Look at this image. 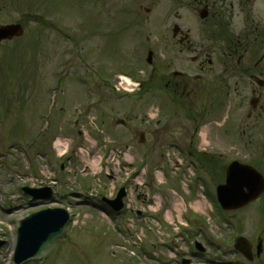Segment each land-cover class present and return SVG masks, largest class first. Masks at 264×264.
<instances>
[{
    "label": "rangeland",
    "instance_id": "374dc122",
    "mask_svg": "<svg viewBox=\"0 0 264 264\" xmlns=\"http://www.w3.org/2000/svg\"><path fill=\"white\" fill-rule=\"evenodd\" d=\"M169 9L167 0H0V26L20 23L24 29L18 38L0 40V203L13 200L9 211H0V239L6 241L0 250V264H14L18 220L44 207L27 205L15 190L16 184L30 180L38 185L50 179H56L59 191L67 194L63 205L70 207L73 219L67 225V237L45 258L24 264H180V257L189 255L185 252L194 240L205 244L206 258L191 256L190 264H221L222 259L246 264L234 256L232 240L238 233L252 234V224L257 226L253 233L263 235L262 210L260 214L259 209L246 210L247 215L220 213L208 196L213 195L217 181L223 180V168L231 160L259 163L256 168L264 173V110L256 114L250 136H240L239 147L231 149L235 141L226 132L235 133L229 128L232 117L238 109L244 118L249 95L242 90L237 95L239 104L237 97L223 98L218 114L207 119L213 122L201 130L202 146L214 147L207 151L211 155L206 164L208 174H200L186 152L162 150L159 145L167 137L186 142L184 108H176V118L172 112L163 118L162 109L151 98L127 97L111 89L116 77L125 74L119 68L127 73L131 67L143 66L148 73L146 50L158 46L154 37L174 21ZM256 16L262 21L263 10ZM107 30L111 33L105 35ZM196 42L201 44L199 39ZM202 44L219 46L214 39H203ZM168 46L177 48L172 40ZM183 59V54L173 58L175 69L197 70ZM218 61L213 58L212 65L206 66L207 78L221 69ZM215 82L202 83L206 85L203 106L209 107L206 97H211ZM51 104L46 131L31 143L44 126L40 114ZM157 112L161 123L167 122L165 132L155 130ZM178 121L184 126L179 128ZM141 132L143 142H139ZM57 138L70 144L60 159L53 148ZM249 139L260 141V147L242 144ZM115 149L125 151L118 176L123 175L125 164L146 166L140 178L144 186L136 189L130 179L132 212L118 215L98 199L121 183L104 174L110 151ZM176 159L181 161L180 168L175 166ZM110 166L108 162L109 170ZM187 184L188 190L194 184L195 191L201 190L199 185L203 196L187 195ZM87 186L99 194L95 196L94 189L89 197L73 193L87 190ZM138 191L148 196L143 202L144 217L136 213L140 208ZM239 214L243 215L240 222ZM185 216L191 217L189 223ZM209 249L213 253L207 256Z\"/></svg>",
    "mask_w": 264,
    "mask_h": 264
},
{
    "label": "flooded vegetation",
    "instance_id": "af4514ba",
    "mask_svg": "<svg viewBox=\"0 0 264 264\" xmlns=\"http://www.w3.org/2000/svg\"><path fill=\"white\" fill-rule=\"evenodd\" d=\"M167 2L174 21L154 37L158 46L153 47L152 69L140 75L141 79L134 94L139 99L151 98L159 110L166 104L172 105L175 118L176 108H184V120L187 123L184 133L186 142L174 137L162 138L159 142L161 149H176L182 146L184 150L190 152L196 148L199 130L206 122L205 119L211 117V114H216L222 106L220 104L223 98L230 99L234 96L238 99L237 95L242 90H246V93L248 91L247 100L252 106L250 105L244 119L240 118L237 109L233 118V128L241 136H250L256 114L260 115L261 110H264V17L261 21L256 16L260 9L264 12L262 7L264 0H167ZM197 39L200 40V45L194 43ZM203 39H214L219 46L208 47L202 44ZM171 40L175 42L177 48L168 46ZM169 50L175 52L176 56ZM181 54L184 55L183 61L196 65L197 70L175 69L172 60L179 59ZM218 55L223 59L220 60ZM213 58L219 60L217 65H220L221 69L215 74L210 71L212 77L207 78L206 66L212 65ZM232 64L234 66H231ZM256 68L258 69L255 70ZM206 80L220 82L212 84L211 97H206L209 107L202 105L205 102L202 96H205L206 89V85L203 86L202 83ZM237 101L239 104V99ZM162 113L164 114L165 110ZM159 115L160 112H157L155 130L165 132L167 122L161 123ZM177 126L181 128L184 125L178 121ZM170 135H173L172 131ZM243 144L260 147V141L256 142L255 139L254 141L249 139ZM253 204L254 209H262L264 212V191ZM262 233L263 235L255 233V239L250 241L252 258L248 261L253 264L258 263L260 259L264 260L262 238L264 229Z\"/></svg>",
    "mask_w": 264,
    "mask_h": 264
},
{
    "label": "water",
    "instance_id": "95a60500",
    "mask_svg": "<svg viewBox=\"0 0 264 264\" xmlns=\"http://www.w3.org/2000/svg\"><path fill=\"white\" fill-rule=\"evenodd\" d=\"M23 32L20 24L0 26V40L19 36ZM258 173L253 168H247L238 162H232L226 169V183L217 187V197L224 209L241 206L255 198L254 177ZM253 187V189H251ZM246 191H245V189ZM34 197H47L50 189H29ZM259 188L258 191H260ZM258 193V192H257ZM47 195V196H45ZM115 200L113 203H115ZM112 204V203H111ZM115 205V204H114ZM120 205H115L118 209ZM68 219L62 209H49L32 215L21 222L18 229V241L14 253V260L20 263L29 258H41L54 246L57 239L65 236L64 226Z\"/></svg>",
    "mask_w": 264,
    "mask_h": 264
},
{
    "label": "bare ground",
    "instance_id": "6f19581e",
    "mask_svg": "<svg viewBox=\"0 0 264 264\" xmlns=\"http://www.w3.org/2000/svg\"><path fill=\"white\" fill-rule=\"evenodd\" d=\"M61 144H62L61 141H58V142L56 143V146L59 148V149H58L59 152H60V151L62 150V148H63V147H60Z\"/></svg>",
    "mask_w": 264,
    "mask_h": 264
}]
</instances>
